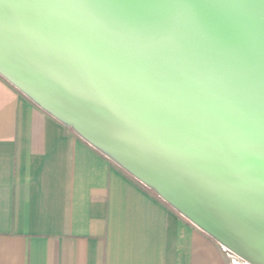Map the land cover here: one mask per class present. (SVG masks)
<instances>
[{
  "label": "water",
  "instance_id": "95a60500",
  "mask_svg": "<svg viewBox=\"0 0 264 264\" xmlns=\"http://www.w3.org/2000/svg\"><path fill=\"white\" fill-rule=\"evenodd\" d=\"M0 74L264 264V0H0Z\"/></svg>",
  "mask_w": 264,
  "mask_h": 264
},
{
  "label": "crops",
  "instance_id": "0c3cea01",
  "mask_svg": "<svg viewBox=\"0 0 264 264\" xmlns=\"http://www.w3.org/2000/svg\"><path fill=\"white\" fill-rule=\"evenodd\" d=\"M0 264H233L0 74Z\"/></svg>",
  "mask_w": 264,
  "mask_h": 264
},
{
  "label": "rangeland",
  "instance_id": "374dc122",
  "mask_svg": "<svg viewBox=\"0 0 264 264\" xmlns=\"http://www.w3.org/2000/svg\"><path fill=\"white\" fill-rule=\"evenodd\" d=\"M222 247V249H223V246H221ZM225 254H227L228 256H229V259H230V261L233 263V259H238L239 257H238V255H236L235 253H228V252H224ZM238 257V258H237ZM240 259H238L237 261H239ZM240 261H242V259L240 260ZM242 263L243 264H249V263H247V262H245V261H242ZM234 264V263H233Z\"/></svg>",
  "mask_w": 264,
  "mask_h": 264
},
{
  "label": "built area",
  "instance_id": "2783aa9c",
  "mask_svg": "<svg viewBox=\"0 0 264 264\" xmlns=\"http://www.w3.org/2000/svg\"><path fill=\"white\" fill-rule=\"evenodd\" d=\"M236 255H237V254H236ZM238 257H239V258H238ZM238 257H237L238 259H240V260L242 259L239 255H238ZM242 261H244V260L242 259ZM242 261H241V262H242ZM233 263H234V264H237V263H236V259H233ZM242 264H243V263H242Z\"/></svg>",
  "mask_w": 264,
  "mask_h": 264
},
{
  "label": "bare ground",
  "instance_id": "6f19581e",
  "mask_svg": "<svg viewBox=\"0 0 264 264\" xmlns=\"http://www.w3.org/2000/svg\"><path fill=\"white\" fill-rule=\"evenodd\" d=\"M238 259H236V263L237 264H242V262L239 260V261H237Z\"/></svg>",
  "mask_w": 264,
  "mask_h": 264
}]
</instances>
